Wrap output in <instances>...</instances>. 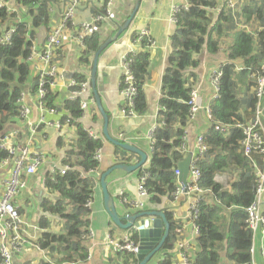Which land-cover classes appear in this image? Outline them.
I'll return each mask as SVG.
<instances>
[{
	"label": "trees",
	"instance_id": "trees-1",
	"mask_svg": "<svg viewBox=\"0 0 264 264\" xmlns=\"http://www.w3.org/2000/svg\"><path fill=\"white\" fill-rule=\"evenodd\" d=\"M187 1L190 8L178 15V30L172 37V51L161 78L150 160L145 168L138 169L139 174L143 171L149 173L145 186L151 194V203H160L163 197L173 199L177 185L174 170L186 156L181 150L185 143L184 127L189 113L186 102L191 85L197 79L198 73L195 69L200 65L199 57L203 46L206 43L209 53H218V37H223L225 29L233 30L236 27L230 13L225 10L221 11L215 25L209 27L211 20L207 7H215L218 0ZM55 2L56 0H16L15 5L19 11L15 12L0 7V138L19 115L17 98L23 91L36 92L38 79L31 78V63L28 61L31 40L35 38L36 30L48 26L50 8ZM93 2L100 3L94 14H101L106 0ZM241 15H245L246 20L255 18L259 25L251 32L235 28L226 46L227 57L232 63H226L222 67L223 77L218 97L210 106L212 123L203 134L208 150L198 162L201 173L199 186L206 192L198 203L197 216L194 219L198 234L192 245L193 250L188 251L193 264L253 263L249 251L252 232L245 222L246 208L254 200L257 185L253 162L262 168L263 156L256 150L248 155L244 153L241 145L242 129L235 124L247 122L255 115L256 98L252 87L264 61V0L261 4L259 1L249 0L241 7ZM101 23H96L93 32L83 40L84 49L79 58L82 65L90 66L91 56L102 44L99 29ZM10 29L13 31L9 42L2 43L1 38ZM139 46L132 53L130 69L136 87L133 108L137 114H142L147 109L143 90L150 58L147 38L141 39ZM53 60L56 62V56ZM233 60L240 61L238 65L242 69L236 70ZM72 78L80 83L86 79V75L74 72ZM51 80L52 78H46L43 101L47 108L59 110L60 107L57 108L56 105L58 93L49 88ZM242 89L245 91L244 97L240 96ZM79 106L78 100L67 99L61 106L70 115L62 117V122L68 120L76 132V138L67 145L62 163L75 168L63 175L56 173L53 180L51 174L44 177L46 191L56 198L42 196V212L58 216L65 221V225L62 232L53 233L50 231L49 221L45 217L39 219L38 227L41 232L35 243L40 249L48 250L53 259L41 264H84L89 255L85 240L89 236L90 210L85 207V203L92 198L98 181L96 173L99 172L100 161L93 156L102 147V139L90 137L79 120H76L83 112ZM215 123L227 124L230 128L227 133L221 132L214 128ZM73 155L76 159L71 161ZM4 157L6 152L0 149V160ZM82 171L87 174L85 177L80 176ZM225 172L232 173H229L231 180L228 188L215 179L216 175ZM163 212L170 230L161 248L165 252L163 259L158 264H172L177 226L173 222L171 210L164 209ZM222 228H225V232ZM131 238L138 242L136 231H131ZM121 264H138V260L135 255L124 253Z\"/></svg>",
	"mask_w": 264,
	"mask_h": 264
},
{
	"label": "crops",
	"instance_id": "crops-1",
	"mask_svg": "<svg viewBox=\"0 0 264 264\" xmlns=\"http://www.w3.org/2000/svg\"><path fill=\"white\" fill-rule=\"evenodd\" d=\"M66 0H56L55 5L51 7L50 20L47 27H41L35 31V43L41 48L51 28L60 21L61 14ZM186 0H140L136 13L130 21L128 27L108 45L99 55L96 71V89L100 96L101 105L108 116V133L114 139H119L126 143L135 145L138 149L147 155L146 163L150 160L151 148L147 138L148 132L156 125V113L158 109V99L160 96L161 78L168 64V58L172 51V37L178 30V25L170 20L171 9L174 5H184ZM136 5V0H116L112 8V16L101 23L99 29L102 36V42L108 37L114 36L117 29L124 24L132 13ZM100 3H94L93 0H80V6L75 16V22L78 24L89 20L99 9ZM213 12V11H212ZM212 14L213 20L216 13ZM244 21L249 23L251 29L258 27V21L254 19L246 20L245 15H241ZM216 22V21H215ZM227 26V25H226ZM228 28V27H227ZM146 29L151 39L155 41L153 47H149V66L146 80L143 86L147 109L142 114L126 115L122 113L124 105L121 94V69L119 58L128 50L137 51L140 46L134 43V38L139 31ZM235 28L225 29L223 37L216 36L219 41L218 53H209L203 48L199 57L200 65L195 72L198 73L197 79L191 85L199 92L200 103L205 106L210 99L212 87L210 85V73L213 68L221 64L227 57L226 46L231 40V33ZM71 28L66 29L61 47L56 50V64L59 68L55 91L58 93L56 105L62 113V117H69V113L61 108L63 101L66 100L69 91V81L72 79L74 72L86 74L89 80V88L84 94V99L88 100V108L84 109L82 115L76 119L82 124L83 128H91L102 139L101 159L98 168V175L115 165L116 163L134 164L139 160V156L130 153L127 150L115 145L107 140L103 135L104 119L97 107L95 97L90 87V73L93 56H91L90 66L82 65L79 58L84 49V43L76 42L72 37ZM240 61H235L239 63ZM65 73H68L65 74ZM33 78V76H31ZM253 90V87H252ZM245 91H240V96L244 97ZM30 108L27 117L19 119L16 117L15 123L8 126V130L17 131L20 142L28 144L33 151L42 152L44 158L32 175L24 176L25 187L21 189L19 195L14 198L23 220L26 222L24 235L26 244L23 250L15 254L13 264H41L43 261H53L48 250L37 248L33 241L41 232L38 229V221L45 217L50 224V231L53 233L62 232L65 221L58 216L42 212L40 199L42 196L55 199L56 196L46 191L44 186V177L52 173L56 168L65 165L62 163L63 155L67 145L76 137L75 127L62 122L64 125L61 129L38 124L43 116L45 120H55L60 116L43 112L36 103V96L30 95L26 99ZM95 118V119H94ZM37 125V127H35ZM211 122L206 116L204 110L197 113L196 118L186 125L187 147L193 151L194 138L199 134H204ZM123 134V138H120ZM187 155V154H186ZM76 156L71 157L74 161ZM6 177V171L0 170V182ZM139 171L126 173L122 170H113L107 177V188L114 199L118 214L123 217L128 214H136L140 211H164L171 210L173 222L182 225V232L177 234L173 243L172 252L175 262L178 259V240L195 242L196 235L192 225L185 220V204L183 201L173 202L166 197L161 199L160 203H151L149 198H144V207L126 205L122 203L121 198L125 197L130 203L138 198ZM178 182V179H177ZM2 186L0 184V191ZM177 205L175 208L174 206ZM89 229L92 235H87L85 247L89 255L84 264H121L124 253L115 250V243L123 237L126 230L117 227L110 219L103 206V196L98 181L94 187L92 204L89 208ZM264 211V202L262 205ZM226 216V213L224 214ZM183 224L185 225L183 227ZM110 239V242H108ZM254 247L253 264H264V230H260L252 239ZM193 250V248L191 247ZM190 249V250H191ZM164 250L161 249L156 259L150 260L147 264H158L163 259Z\"/></svg>",
	"mask_w": 264,
	"mask_h": 264
},
{
	"label": "built area",
	"instance_id": "built-area-1",
	"mask_svg": "<svg viewBox=\"0 0 264 264\" xmlns=\"http://www.w3.org/2000/svg\"><path fill=\"white\" fill-rule=\"evenodd\" d=\"M16 0H0V7H6L8 11L15 12L19 11L17 5H15ZM116 0H106L104 10L101 14H95L89 20H86L78 24L75 22V16L80 6V0H66L64 8L61 14L60 21L54 25L45 42L41 48H39L35 43V38L31 40V54L28 57V61L31 69V76L33 78L37 77L38 86L35 93L23 91L20 97L17 98V104L19 105V115L17 118L23 119L27 117L30 113V108L27 104V97L30 95L36 96V102L39 109L43 112H48L49 114H54L60 116L55 120H45L42 116L38 124H44L55 129H61L64 125L62 124L60 118L63 116L60 110L55 108H47L43 101L45 95V83L46 78H52L49 81V88L55 91L56 82L58 76L60 75L59 68L53 58L55 56L56 50H58L63 42V38L68 27L71 28V37L78 43L82 44L86 36L93 32L94 25L98 22H104L111 18L112 8ZM187 1V0H186ZM215 7H207L209 14L216 13V17L213 20L212 14L210 15V25L209 27L215 25L220 17L222 10L229 12L231 19L235 24L237 29L245 30L246 32H251L249 23L245 22L241 16V7L243 4L248 3L249 0H218ZM190 8V3L187 1L184 5H174L171 9L170 20L179 26V13L181 11H187ZM51 10V9H50ZM216 21V22H215ZM13 29L8 30L4 36L1 38L2 43H8L11 32ZM147 38V47H153L155 41L150 38L149 33L146 29L139 31L136 35L134 43H138L141 39ZM203 48L208 51L207 44L205 43ZM133 49L128 50L126 53L120 56L119 66L122 71L121 73V94L123 96L124 105L122 106V113L126 115H134V97L136 95V87L133 82V76L131 74L130 63L132 59ZM235 63V61L233 60ZM226 63H232L231 60L225 58V60L212 69L210 73V85L212 91L210 94L209 102L202 106L200 103L199 92L196 88H191L189 92V98L187 100V105L189 106V113L187 118V124L193 121L199 111L204 110L207 118L212 123L211 116V103L217 99L219 86L223 77V66ZM236 70L242 69L237 63L234 64ZM260 70L256 75L255 84L253 86L254 97L256 98L255 103V115L254 118L247 122H237L235 125L242 129L243 140H241V145L244 149V153L248 155L252 150H256L263 156V166L259 168L256 162H253V167L255 168V174L257 177V185L255 189V196L253 202L246 208L247 218L245 220L248 227L251 229L252 238L261 229L264 230V211L262 210V205L264 202V61L260 65ZM32 78V79H33ZM69 91L67 94V100H78L80 104V109L88 108V100L84 99V94L89 88V80L85 79L82 82H77L75 79L69 81ZM158 110V109H157ZM157 117V113H156ZM68 125V120L65 121ZM186 124V125H187ZM37 127V125L35 126ZM155 127V126H154ZM214 128L220 130L221 132L227 133L230 125L215 123ZM85 132L93 139L100 138L96 132L91 128H83ZM260 131V132H259ZM185 143L182 144L181 150L185 152V155L191 153L189 173L186 179V184L177 182L173 193V202L183 201L185 204V214L184 218L193 227L194 233L197 236L198 228L194 224V219L197 216V208L200 200L203 199L204 193L206 192L199 186L200 180V168L198 167V162L201 160L208 150V146L204 141L203 134H199L194 138V148L193 151H189L187 147V134L186 126L184 127ZM153 129H151L147 138L150 142L152 141ZM120 138H123V134H120ZM0 149L6 152V157L0 160V170L6 171V177L2 178L0 184L2 189L0 191V264H13V258L15 254L23 250L26 244V238L24 235V228L26 222L20 215L18 206L14 202V198L17 197L25 187L24 176L32 175L36 172L37 168L44 158L42 152L33 151L30 149L28 144H23L19 141L17 136V131L7 130L0 138ZM94 159L100 161L101 159V148H98L94 153ZM144 164L141 169L145 168ZM71 168L68 164L56 168L52 173V180L55 178L56 173L59 175L65 174ZM87 174L83 171L80 173L81 177H85ZM149 175L147 171H143L139 174L137 194L138 198L130 203L125 197L121 198L122 203L126 205H131L141 209L144 207V198H149L151 196L147 187L145 186L146 177ZM174 175L177 179L179 175V170L176 168L174 170ZM97 177V173H96ZM217 180V179H216ZM218 181V180H217ZM220 182V181H219ZM93 198V196H92ZM92 198L87 200L85 207L90 208L92 204ZM185 225L183 224V227ZM38 229H40L38 227ZM131 231H136L135 228L127 229L123 237L115 243V250L121 253H128L137 255L138 253V242H135L131 238ZM177 234L182 232V225L178 224L176 228ZM92 230H89V235H92ZM34 239L33 243L36 245ZM110 242V239H108ZM178 259L172 264H193L191 256L188 251L191 249L193 242L178 240ZM254 247L251 246L249 251L253 257ZM253 262V261H252ZM253 264V263H252Z\"/></svg>",
	"mask_w": 264,
	"mask_h": 264
},
{
	"label": "water",
	"instance_id": "water-1",
	"mask_svg": "<svg viewBox=\"0 0 264 264\" xmlns=\"http://www.w3.org/2000/svg\"><path fill=\"white\" fill-rule=\"evenodd\" d=\"M139 2L140 0H136V5L128 19L117 29L114 36L108 37L104 42H102L94 54L90 73V87L92 88L97 107L104 119L103 135L105 138L122 149L139 156V160L134 164L116 163L100 175L97 174V176H99V184L103 196V206L105 211L109 215L111 221L120 229L127 230L132 227L135 228L138 234V253L136 258L138 260V264H147L156 254L160 252L163 247V244L169 235L170 225L163 211H140L139 213L128 214L123 217L118 214L114 199L107 188L106 177L116 169L122 170L126 173L137 171L146 163L147 155L135 145L114 139L109 135L108 116L102 108L100 96L96 89V71L99 55L128 27L130 21L136 13ZM65 74L68 75V73ZM190 159L191 153H188L177 165L179 170L177 179L178 182L183 185L186 184V179L189 173Z\"/></svg>",
	"mask_w": 264,
	"mask_h": 264
},
{
	"label": "rangeland",
	"instance_id": "rangeland-1",
	"mask_svg": "<svg viewBox=\"0 0 264 264\" xmlns=\"http://www.w3.org/2000/svg\"><path fill=\"white\" fill-rule=\"evenodd\" d=\"M254 1H257V2L259 1V4L263 3V0H254ZM218 3L221 4V1H219ZM242 93H243V91H242ZM229 173L232 175L231 172H229ZM229 173L225 172L223 174L217 175V178H216L218 181H220L222 183V185L225 188H228L230 180H231V175ZM222 231L225 232V228H222ZM156 257H157V254L153 257V261L156 259Z\"/></svg>",
	"mask_w": 264,
	"mask_h": 264
},
{
	"label": "clouds",
	"instance_id": "clouds-1",
	"mask_svg": "<svg viewBox=\"0 0 264 264\" xmlns=\"http://www.w3.org/2000/svg\"><path fill=\"white\" fill-rule=\"evenodd\" d=\"M86 75V74H85ZM119 140V139H118ZM122 142H124V141H122ZM126 143V142H125ZM185 158V157H184ZM142 168V167H141ZM98 174V173H97ZM218 175H220V174H218ZM97 178H98V176H97ZM217 178V175H216V177H215V179ZM253 239V238H252ZM251 246H252V244H251ZM250 255H251V253H250ZM251 259H252V261H253V257H252V255H251Z\"/></svg>",
	"mask_w": 264,
	"mask_h": 264
},
{
	"label": "flooded vegetation",
	"instance_id": "flooded-vegetation-1",
	"mask_svg": "<svg viewBox=\"0 0 264 264\" xmlns=\"http://www.w3.org/2000/svg\"><path fill=\"white\" fill-rule=\"evenodd\" d=\"M146 164V163H145Z\"/></svg>",
	"mask_w": 264,
	"mask_h": 264
}]
</instances>
